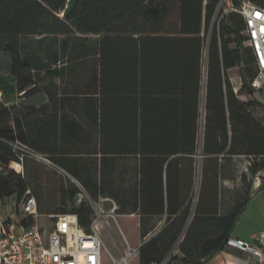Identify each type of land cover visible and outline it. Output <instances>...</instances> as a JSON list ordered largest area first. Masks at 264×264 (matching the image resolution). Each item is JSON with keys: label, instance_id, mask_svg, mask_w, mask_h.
<instances>
[{"label": "trees", "instance_id": "trees-1", "mask_svg": "<svg viewBox=\"0 0 264 264\" xmlns=\"http://www.w3.org/2000/svg\"><path fill=\"white\" fill-rule=\"evenodd\" d=\"M219 1L75 0L63 16L67 0H0V54L20 99L0 103V200L19 201L30 190L34 153L93 201L111 196L118 216L138 215L141 239L153 217H164L139 247L138 264H161L173 249L180 257L171 254L167 264H205L227 250L251 179L240 176L243 194L233 198L222 181L235 180L233 158H248L252 178L264 169V123L255 114L264 106L238 97L253 95L257 68L241 15L230 11L214 23ZM247 1L264 8V0ZM235 67L237 93L227 75ZM124 159H134L126 186L115 177ZM59 189L71 205L63 213H76L89 230L91 206L77 201L76 187Z\"/></svg>", "mask_w": 264, "mask_h": 264}, {"label": "built area", "instance_id": "built-area-1", "mask_svg": "<svg viewBox=\"0 0 264 264\" xmlns=\"http://www.w3.org/2000/svg\"><path fill=\"white\" fill-rule=\"evenodd\" d=\"M220 9L223 14L233 11L243 18L244 45L251 49L257 68L250 86L254 93H261L264 90V8L247 0H242L238 7L232 6V0H220L217 11ZM32 154L48 162L44 156ZM110 212L113 210L105 213L98 208L91 218L89 230L80 225L77 214L72 212L48 215V224L41 225L37 223V200L28 190L21 200L19 214L12 212L4 217L0 215V264H102L105 246L100 230L106 227L104 217L111 215ZM26 216L32 220L29 225L21 222V218ZM255 241L258 245L256 248L239 239H229L227 245L250 252L260 264H264L260 251L264 247V232L258 233ZM124 242L125 248L119 259L110 255L112 264H130L142 244L133 246L126 239ZM168 260L169 256L162 264Z\"/></svg>", "mask_w": 264, "mask_h": 264}, {"label": "rangeland", "instance_id": "rangeland-1", "mask_svg": "<svg viewBox=\"0 0 264 264\" xmlns=\"http://www.w3.org/2000/svg\"><path fill=\"white\" fill-rule=\"evenodd\" d=\"M227 6V5H225ZM223 14V10H219L216 12L214 17V23L217 22L218 18ZM63 15V13L61 14ZM35 38H31V44H34ZM55 47V46H54ZM54 47L50 48V50H54ZM205 54V53H204ZM205 57V55H204ZM8 61V58L4 56L3 54H0V72L3 70L4 66H6ZM87 74V73H86ZM227 75L229 77V80L233 87H237V84H241L240 76L238 73V69H230L227 71ZM83 74V78H84ZM82 78V79H83ZM13 81H2L0 80V89L3 90L7 94L11 93L14 94L13 90ZM245 97L242 94H239L238 97L240 99L251 97L247 94H244ZM203 90L201 93V101H202V108H203ZM253 98L256 99L259 103H261L262 106H264V90L261 93L255 92L253 94ZM201 108V110H202ZM202 113V119L201 124L203 123V111ZM256 116L264 123V108L258 107L255 110ZM201 145V137H199L198 141V147L200 148ZM199 152L196 155L197 158V171H196V186L199 184V162L201 160V157L199 156ZM132 162L130 160L124 159V160H118L117 161V168H118V174L122 173L125 175V171ZM249 160L245 157H238L233 158L230 162V174L234 175L235 180H228L224 184L222 183V190L229 189V193L227 196L230 195V198H233L235 196H240L243 194L244 186L241 182L240 176L243 174H246L247 179H251L253 181L255 177H251L250 174L247 172L246 167L248 166ZM16 170L19 169V172H22L26 175V169L23 170L18 168L17 166H14ZM29 173L34 176V180H29V187L32 194L36 197V200L38 202V214L39 217L37 218V223L41 225H47L49 218L48 215L51 214H57V213H63V210H69L71 208V205L69 202H66L64 199L63 193L60 191L59 187L62 185H65L69 188L76 187L78 189V194L76 195L77 201H84L85 203L89 204L91 206V209L93 211L92 217L95 216L96 210L98 208H101L105 213L110 211V208H112V202L107 200H101L100 198L96 199V201H93L88 193L81 187V185L70 175H68L66 172H64L62 169L58 168L54 164H51L49 162H41L40 160H36V164H30L28 167ZM120 171V172H119ZM122 175V176H123ZM128 175H125L124 177H119V175H115L116 182H119L120 179H122L126 186V181L128 180ZM70 181V182H69ZM228 188H225V187ZM197 191V188H196ZM195 191V193H196ZM20 205L21 200L17 201L14 197L9 199L0 200V215L4 217L8 213L15 212L17 214L20 213ZM41 209V210H40ZM49 212V213H47ZM112 213L111 215L105 216L106 220V227L104 226L100 230V234L105 246L104 251V262L103 264H112L110 255L113 256L116 259L120 258V253L125 248V243L122 237L121 229L123 230L124 234L126 235L127 239L130 241L131 244H135L138 238V230L137 225L135 223L134 218L129 216H122L117 217L118 224L115 221V213ZM121 229L119 228V226ZM138 261V259H135ZM134 264V262H132Z\"/></svg>", "mask_w": 264, "mask_h": 264}, {"label": "crops", "instance_id": "crops-1", "mask_svg": "<svg viewBox=\"0 0 264 264\" xmlns=\"http://www.w3.org/2000/svg\"><path fill=\"white\" fill-rule=\"evenodd\" d=\"M238 69V67H235ZM231 68V69H235ZM3 70L0 72V80L4 81H13V90L14 94L3 92L2 89H0V103L5 105V106H11L13 104H16L20 99H19V94L16 92L15 88V79L14 77L10 74L8 70V65L4 66L2 68ZM230 70V69H229ZM228 70V71H229ZM239 73V72H238ZM241 84H237V89L234 87V90H239ZM248 98L241 99V100H247ZM41 101H36V105H39L41 102L44 103L46 101V98L43 96ZM37 158V157H36ZM37 161L45 162L39 158L36 159ZM49 163L50 161L47 160ZM132 162H134V159H132ZM14 166H17L18 168L23 170V166L21 163L18 162H12L10 163V167L16 168ZM19 172V169L16 170ZM254 180L251 181V188L249 191L250 195V200L248 204L246 205L245 209L242 211L240 214L238 221L236 222L231 234H230V239L236 240H243L247 242L250 246L256 248L258 247L256 241H255V236L260 233L264 232V169L258 172L256 174ZM228 180H223L222 183L224 184ZM225 187V186H224ZM228 188V187H225ZM30 191V190H29ZM31 192V191H30ZM32 193V192H31ZM35 197V196H34ZM36 198V197H35ZM100 198L101 200H107L112 202V208H110V211L113 210V213H115V210L117 208V204L115 203L114 199L111 196L108 195H99L97 194L96 199ZM96 201V200H95ZM38 204V202H37ZM49 213V212H47ZM116 213H115V221L117 222L118 220L116 219ZM129 217L134 218L135 223L137 225V230H138V238L135 244H131L130 241L127 239L126 235L124 234L123 230L121 229L122 237L123 240L126 239L127 242L130 245H138L139 243H143L146 241L150 236H152L154 233L158 232L161 227L163 226L164 223V217H153L151 220V224L153 225V231L150 232L144 239H141L139 235V221L140 218L136 214H131L127 215ZM117 217H122L118 216ZM118 224V222H117ZM125 243V242H124ZM262 258L264 259V247L260 249ZM121 253V252H119ZM176 255L180 257L178 251L176 249H173L170 253V255ZM170 255H168L170 257ZM137 258V257H136ZM133 258L131 262H134V264H138V261H136ZM166 259V258H165ZM164 259V260H165ZM162 264V263H161ZM167 264V262L165 263ZM169 264H182L180 263L179 259L177 260H172L171 263ZM205 264H260L258 261L257 257L253 256L250 252L244 251L241 249H238L234 246L227 245V250L221 251L217 254H215L212 258H210Z\"/></svg>", "mask_w": 264, "mask_h": 264}, {"label": "water", "instance_id": "water-1", "mask_svg": "<svg viewBox=\"0 0 264 264\" xmlns=\"http://www.w3.org/2000/svg\"><path fill=\"white\" fill-rule=\"evenodd\" d=\"M75 0H67V4L65 6V9L63 11V16H67L73 9ZM203 94L205 96V68H204V87H203ZM203 111V115H204V107L202 108ZM200 157H202V155H199Z\"/></svg>", "mask_w": 264, "mask_h": 264}]
</instances>
